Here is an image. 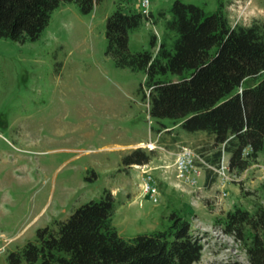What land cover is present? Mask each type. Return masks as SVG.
<instances>
[{
	"label": "rangeland",
	"instance_id": "1",
	"mask_svg": "<svg viewBox=\"0 0 264 264\" xmlns=\"http://www.w3.org/2000/svg\"><path fill=\"white\" fill-rule=\"evenodd\" d=\"M173 1L153 0L150 9H168ZM180 1L205 14L222 3L231 25L264 21V0ZM119 4L134 6L131 0H100L89 14H81L75 4H65L53 11L37 40L0 38V234L9 240L0 264H10L9 253L35 241L38 228L56 229L55 223L100 200L105 190L115 198L113 225L120 236L166 230L171 215L178 214L203 242L198 264L246 262L249 240L234 239L224 222L235 209L254 213L264 207V155L222 184L212 169L218 146L211 136L150 117L139 90L145 76L115 67L105 53L106 20ZM151 32L162 38L159 24L145 23L130 35V50L147 49ZM138 147L152 152L144 170L159 186L157 204L141 194V170L121 163ZM185 147L214 175L198 187L176 177V156ZM221 159L226 162L228 154Z\"/></svg>",
	"mask_w": 264,
	"mask_h": 264
},
{
	"label": "trees",
	"instance_id": "2",
	"mask_svg": "<svg viewBox=\"0 0 264 264\" xmlns=\"http://www.w3.org/2000/svg\"><path fill=\"white\" fill-rule=\"evenodd\" d=\"M100 0H0V38L20 43L37 40L61 5L73 3L89 14ZM159 24L162 38L149 33V47L129 48L130 35L145 23ZM106 55L115 67L141 72L139 90L151 118L178 121L189 133L205 132L218 146L217 166L228 154L230 172L239 174L264 155V21L231 25L222 3L210 14L174 0L148 15L121 4L108 16ZM156 48V51L153 49ZM177 76L178 79L169 77ZM258 78L247 85V79ZM147 89L148 93L143 90ZM153 155L141 147L123 155L124 167L146 165ZM112 192L90 200L56 224L36 230L35 241L8 254L10 264H198L203 242L189 220L172 214L166 230L120 236L113 225ZM224 231L247 241V261L209 264H264V207L254 213L226 214Z\"/></svg>",
	"mask_w": 264,
	"mask_h": 264
},
{
	"label": "built area",
	"instance_id": "3",
	"mask_svg": "<svg viewBox=\"0 0 264 264\" xmlns=\"http://www.w3.org/2000/svg\"><path fill=\"white\" fill-rule=\"evenodd\" d=\"M134 2V8L137 9L142 14L148 15L150 12V6L153 0H131ZM146 24H149L147 22ZM202 164H205L201 160ZM146 165H136V168L141 170L142 180H141V194L148 198L153 204H157L160 198L159 186L154 178V176L148 171L144 170ZM176 166V177L184 185L189 187H198L199 179L202 175L201 165L196 164V155L189 148H182L181 151L177 154L175 160ZM214 168V171L217 173L221 183L232 180V173L228 167V162L220 161L219 165ZM0 239L3 243L0 244V253L5 248V244L8 245L9 240L0 234Z\"/></svg>",
	"mask_w": 264,
	"mask_h": 264
},
{
	"label": "crops",
	"instance_id": "4",
	"mask_svg": "<svg viewBox=\"0 0 264 264\" xmlns=\"http://www.w3.org/2000/svg\"><path fill=\"white\" fill-rule=\"evenodd\" d=\"M136 168V167H135ZM214 175H212V173H211V171H202V175H201V177H200V179H199V183L201 182V180H203V179H205V180H207L208 178H211V177H213ZM3 243V241H2V239H0V244H2Z\"/></svg>",
	"mask_w": 264,
	"mask_h": 264
}]
</instances>
